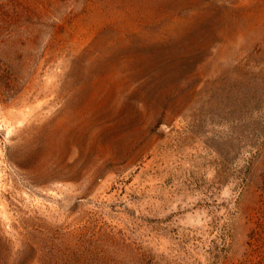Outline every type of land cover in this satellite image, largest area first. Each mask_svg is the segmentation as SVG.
<instances>
[{"label": "rangeland", "instance_id": "1", "mask_svg": "<svg viewBox=\"0 0 264 264\" xmlns=\"http://www.w3.org/2000/svg\"><path fill=\"white\" fill-rule=\"evenodd\" d=\"M0 264H264V0H0Z\"/></svg>", "mask_w": 264, "mask_h": 264}]
</instances>
